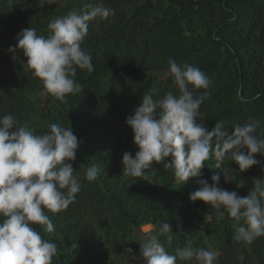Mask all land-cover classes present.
I'll list each match as a JSON object with an SVG mask.
<instances>
[{"label": "trees", "instance_id": "16d2710c", "mask_svg": "<svg viewBox=\"0 0 264 264\" xmlns=\"http://www.w3.org/2000/svg\"><path fill=\"white\" fill-rule=\"evenodd\" d=\"M89 2L115 14L89 22L81 47L92 56L93 70L77 69L75 79L83 90L61 102L24 66L22 51L14 60L7 50L17 45L16 36L25 28L47 35L51 18L67 9L37 7V0H0V117L13 114L37 134L51 123L72 127L79 140L71 162L81 184L75 202L58 213L45 209L52 233L33 225L57 243L53 264H137L133 257L140 256L139 243L153 235L172 254L192 240L193 247L215 252L214 264H264V236L252 244L238 242L233 218L227 213L220 217L203 201H190L199 178L177 183L171 170L154 164L145 181L123 175L121 163L124 152L134 156L138 150L125 121L143 94L154 90L158 99L178 93L168 75L170 58L199 67L213 81L200 107L199 122L209 130L219 121L229 132L249 118L264 122V0ZM255 158L262 164L243 172L226 159L228 182L222 170L213 168L214 159L207 161L201 178L211 183L213 171L220 172L219 187L246 196L254 180H264V156ZM90 165L99 168L93 181L86 179ZM164 222L172 233H159ZM147 225L153 230L142 232Z\"/></svg>", "mask_w": 264, "mask_h": 264}, {"label": "clouds", "instance_id": "9594fccd", "mask_svg": "<svg viewBox=\"0 0 264 264\" xmlns=\"http://www.w3.org/2000/svg\"><path fill=\"white\" fill-rule=\"evenodd\" d=\"M54 3L37 0L36 6ZM114 14L112 8L85 3L80 10L73 8L53 17L47 35L38 34L34 27L23 29L16 36L17 45L7 51L14 60L16 52L22 51L24 66L41 80L48 93L64 102L66 96L83 90L75 79L77 69L92 71L94 67L92 56L81 47L89 22ZM168 64V75L178 93L169 91L157 99L154 90L145 92L127 116L125 122L132 129L138 150L134 156L123 153V175L147 181L148 170L154 164H163L177 183L199 178L200 187L189 193L190 201L211 205L220 217L227 213L235 221L233 239L252 244L264 236V180H254L249 193L241 197L236 191L219 187L220 172L213 171L211 183L201 177L205 162L213 159V168L222 170L225 182L230 181L228 169L223 167L226 159L235 162L241 172L261 165L255 156H264V122L249 118L229 132L219 121L209 130L199 122L203 119L200 107L213 81L192 64H178L171 58ZM197 90L204 91L197 94ZM78 147L72 127L51 123L48 131L37 134L13 114L0 117V264H53L57 243L44 238L33 225L52 233L54 224L45 209L58 213L75 202L81 184L71 162L76 159ZM98 174V166L90 165L86 179L93 181ZM159 233H172L170 223L164 222ZM139 245L140 256L133 259H142L143 264H214L217 258L213 251L193 247L192 240L176 248L174 254L156 235L145 237Z\"/></svg>", "mask_w": 264, "mask_h": 264}, {"label": "rangeland", "instance_id": "374dc122", "mask_svg": "<svg viewBox=\"0 0 264 264\" xmlns=\"http://www.w3.org/2000/svg\"><path fill=\"white\" fill-rule=\"evenodd\" d=\"M85 3H86V0H55V3L52 5H49V6H52L58 10L66 8L67 9L66 13H67L68 11L72 10L73 8L80 10ZM151 230H153V227L150 225L149 226L148 225L143 226L141 228L142 232H149ZM136 257L138 258L139 256H136ZM135 260H136L137 264H141L142 259H135Z\"/></svg>", "mask_w": 264, "mask_h": 264}]
</instances>
